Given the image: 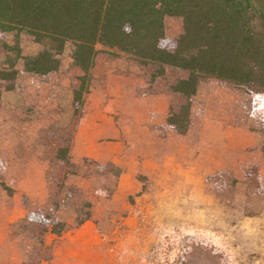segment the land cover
<instances>
[{
    "label": "rangeland",
    "instance_id": "1",
    "mask_svg": "<svg viewBox=\"0 0 264 264\" xmlns=\"http://www.w3.org/2000/svg\"><path fill=\"white\" fill-rule=\"evenodd\" d=\"M164 29L168 38L178 37L181 19L165 16ZM5 42H17L22 57L42 49L26 34L8 33ZM72 48L68 42L59 55V70L45 76L25 72L20 59L16 90H0V184L13 190L9 196L0 186V219L10 217L1 207H14L17 200L23 212L0 241V264L50 260L51 247L45 244L50 233L42 234V225L24 221L28 211L51 214L67 228L76 227L78 218L91 213L105 243L100 264H184L194 247L207 249L218 264H264V98L215 80L202 81L184 136L186 149L199 147L202 173L208 166L214 171L204 177L205 190L188 198L186 189V201L178 206L171 202L175 195L166 202L164 196L155 198L156 191L150 188V195L136 203L141 218L137 223L125 222L120 199L115 207L104 206L114 190L116 167L92 164L86 170L80 158L71 156L73 166L66 170L55 158L58 147L70 144L81 121L76 122L71 105L72 90L82 74L72 61ZM97 49L86 105L108 99L107 88L126 100L122 90L128 85L143 89L142 83L168 94L172 110L183 101L170 86L186 72L167 69L163 77L151 81L154 67L110 56L101 45Z\"/></svg>",
    "mask_w": 264,
    "mask_h": 264
},
{
    "label": "trees",
    "instance_id": "2",
    "mask_svg": "<svg viewBox=\"0 0 264 264\" xmlns=\"http://www.w3.org/2000/svg\"><path fill=\"white\" fill-rule=\"evenodd\" d=\"M165 16L181 19L178 37L166 36ZM12 32L32 36L42 49L22 57L17 42H5V36ZM68 42L73 45L72 61L82 73L72 90L76 122L84 116V97L91 89L97 45L110 56L154 67L151 81L163 77L167 69L186 72L170 86L183 100L176 110L169 108L166 118V124L178 135L190 129L202 81L215 80L251 97L264 98V0H0V90H16L20 59L30 74L45 76L58 71L59 55ZM69 150L66 143L55 155L66 170L73 166ZM80 161L86 170L92 164L100 168L91 159ZM119 173L118 169L116 177ZM0 186L11 196L10 187ZM90 219L91 213L86 212L76 226ZM23 220L42 225V234L56 237L67 228L51 214L28 211ZM215 258L207 249L194 247L184 264H218Z\"/></svg>",
    "mask_w": 264,
    "mask_h": 264
},
{
    "label": "crops",
    "instance_id": "3",
    "mask_svg": "<svg viewBox=\"0 0 264 264\" xmlns=\"http://www.w3.org/2000/svg\"><path fill=\"white\" fill-rule=\"evenodd\" d=\"M142 85L143 89L128 85L122 90L126 100L119 99L116 91L107 88L108 99L91 107L85 104L84 116L71 138L69 150L70 157L88 158L99 166L107 163L119 169L112 195L106 197L104 206L115 207L114 203L120 199L127 213L124 221L135 223L142 214L136 203L150 195L148 189L154 188L156 194L153 196H164L166 202L170 195H175L171 202L182 206L186 201V189L188 198H194V191L205 190V175L214 172L208 166L202 173L199 147L186 149L185 136L176 134L166 124L170 108L168 94L153 91L146 83ZM127 121L129 124H124ZM204 195L202 198L211 201L209 194ZM1 211H8L10 217L0 219V241L7 227L23 217L18 200L14 207L3 206ZM45 244L51 247L50 260L39 264H100L105 245L98 224L92 220L67 228L57 238L48 234Z\"/></svg>",
    "mask_w": 264,
    "mask_h": 264
}]
</instances>
